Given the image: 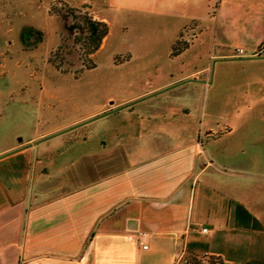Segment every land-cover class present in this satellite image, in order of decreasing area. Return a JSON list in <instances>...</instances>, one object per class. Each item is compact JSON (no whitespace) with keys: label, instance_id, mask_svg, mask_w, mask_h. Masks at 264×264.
Wrapping results in <instances>:
<instances>
[{"label":"crops","instance_id":"obj_1","mask_svg":"<svg viewBox=\"0 0 264 264\" xmlns=\"http://www.w3.org/2000/svg\"><path fill=\"white\" fill-rule=\"evenodd\" d=\"M147 1L167 57L205 61L1 150L0 264L264 262V108L235 104L264 98V0Z\"/></svg>","mask_w":264,"mask_h":264},{"label":"rangeland","instance_id":"obj_2","mask_svg":"<svg viewBox=\"0 0 264 264\" xmlns=\"http://www.w3.org/2000/svg\"><path fill=\"white\" fill-rule=\"evenodd\" d=\"M147 7V0H0V151L67 124L75 106L89 109L116 102L164 82L169 71L177 72L169 61H205L195 45L178 59L168 58L173 35L153 31L161 18L150 15ZM100 16L108 21V34L90 56L95 67L75 78L72 73L85 60L82 49ZM58 47L69 74L49 63ZM148 61L155 65H137ZM255 72L264 74V65ZM209 96L207 92L202 97L208 105ZM226 100L220 99L228 107ZM236 101L243 111L256 101L264 108V98ZM108 121L101 119L88 127ZM18 148L22 146L10 151Z\"/></svg>","mask_w":264,"mask_h":264},{"label":"trees","instance_id":"obj_3","mask_svg":"<svg viewBox=\"0 0 264 264\" xmlns=\"http://www.w3.org/2000/svg\"><path fill=\"white\" fill-rule=\"evenodd\" d=\"M94 27H92L90 29V33L88 36L89 42L83 47L82 49V55L85 58L84 61H82L81 66L79 67V69H77V71H74L72 74H74L75 78H78L77 76L79 75V73H81L82 71L85 70H90L93 69L95 67V63L93 60L90 59V56L94 55L98 49L101 46V43L103 41V39L107 36L108 34V26L105 22L103 21H97V22H93ZM60 47H58L55 51L51 52L50 56H49V63L51 65H53L58 71H60L61 73L64 74H69L70 70L63 68V65L65 64L62 58H59V54H58V50ZM178 50V44L175 43L172 46V54L171 56H176V52ZM209 262L211 264H222L219 258L216 257H207ZM190 259L192 261L197 262L198 261V257H190ZM246 264H264V262H250V263H246Z\"/></svg>","mask_w":264,"mask_h":264},{"label":"built area","instance_id":"obj_4","mask_svg":"<svg viewBox=\"0 0 264 264\" xmlns=\"http://www.w3.org/2000/svg\"><path fill=\"white\" fill-rule=\"evenodd\" d=\"M55 1H66V0H55ZM243 54H244V51L242 49H237L234 53V56L240 57ZM202 231L205 232L206 229L203 228ZM147 236H148V233L146 231L138 230V231L129 233L127 235V239L129 241L137 243L138 245L141 246V248L146 249L147 245L145 244V240ZM175 264H211V263L209 262L206 256L199 258L198 261L195 262V261H192L189 257L182 255L176 260Z\"/></svg>","mask_w":264,"mask_h":264}]
</instances>
